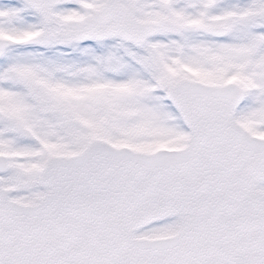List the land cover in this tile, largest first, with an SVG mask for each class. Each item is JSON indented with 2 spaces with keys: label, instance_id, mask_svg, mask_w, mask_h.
Segmentation results:
<instances>
[{
  "label": "snow or ice",
  "instance_id": "1",
  "mask_svg": "<svg viewBox=\"0 0 264 264\" xmlns=\"http://www.w3.org/2000/svg\"><path fill=\"white\" fill-rule=\"evenodd\" d=\"M0 264H264V0H0Z\"/></svg>",
  "mask_w": 264,
  "mask_h": 264
}]
</instances>
